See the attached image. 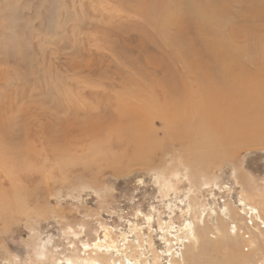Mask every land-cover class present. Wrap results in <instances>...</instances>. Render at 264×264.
Segmentation results:
<instances>
[{
    "label": "rangeland",
    "instance_id": "obj_1",
    "mask_svg": "<svg viewBox=\"0 0 264 264\" xmlns=\"http://www.w3.org/2000/svg\"><path fill=\"white\" fill-rule=\"evenodd\" d=\"M194 1L199 22L180 0H0V264H172L197 246L195 255L182 165H199L195 151L210 153L199 160L218 176L194 195L195 215L223 220L243 246L228 204L242 218L254 211L236 181L243 170L264 194V132L222 146L230 128L207 132L195 89L202 73L225 72L214 56L233 77L264 79V0ZM174 84L183 93L167 101ZM198 133L213 138L202 146Z\"/></svg>",
    "mask_w": 264,
    "mask_h": 264
},
{
    "label": "bare ground",
    "instance_id": "obj_2",
    "mask_svg": "<svg viewBox=\"0 0 264 264\" xmlns=\"http://www.w3.org/2000/svg\"><path fill=\"white\" fill-rule=\"evenodd\" d=\"M196 3L197 2L194 0H180L179 6L185 5L183 9L184 12L193 21L199 22V12L196 13L194 10L195 7L201 6L196 5ZM263 4L264 3L262 1H259L255 8L261 7ZM256 12L262 13L264 10L258 9ZM218 44L220 46L222 45V42L219 39L215 40L212 44L208 41L205 42L206 47H218ZM226 53L228 54V52H225V54ZM214 55L220 56L221 53L215 50ZM214 58L218 63L223 64L225 72L220 75L219 73L217 74L219 76L218 81L215 79V76H217L215 73L211 71L202 73L201 76L204 81L200 84L197 83V87L195 89V93L199 101L198 104L202 105L205 111H209L210 125L207 128V132L209 131L208 133L211 134L216 132V128L219 132L230 128V131L226 135V138L230 139H228L222 146H226L227 144L231 145L232 143L230 141L236 143L241 137L250 136L251 134L253 135V133L258 134L261 131L264 132V79H262V77L259 79V74H257L258 77H250L252 74L250 71V75L248 73L234 72L235 77H233L230 71L229 73L226 72L228 68H230L228 62H223L216 56H214ZM262 72L263 71H261V74ZM182 93L183 88L177 86V84L172 85V89L167 88L164 90V94L167 96V101L171 102L179 100ZM149 110L153 111L150 107H148L147 111ZM174 120L176 122L178 121L177 119ZM137 136L139 138H148L143 135L142 131L137 132ZM212 138L213 137L210 135H203L201 133L197 134V141L202 146L206 145ZM221 138L224 137L220 136L215 139L219 140ZM194 154L197 158L196 160L199 161V165H197L195 161L186 162L184 156H182V160L189 163H182V165L186 169L185 176L189 182L190 190L192 192L195 191L193 195L190 196L193 201L190 206L192 210L194 208V218L197 221L196 223L193 222L189 224L186 229L185 237L189 242H198L199 247L196 250L200 251H195V253H193L195 255H192V251L197 246L194 248L190 247L188 250L190 251L192 249L191 254L189 255L186 253L188 255L187 258H175L172 264H264V247L260 246V244L264 245V194L262 189L257 186H255V188L252 186V189L247 186V181H250L251 183L252 181L246 174L245 170H243L239 175L236 174V181L242 188V199L246 205H249L251 209H254L248 218H245L244 216L242 218L241 212H239L240 210L236 206L233 207L230 203L228 204L230 211L226 217L235 224L236 235L239 232V236L243 238V246H241V244L237 243V238L233 234L229 233L227 225L223 220L218 221L217 224H206L205 221L201 219L203 214H199L198 216L195 215L196 203L194 202V195L198 193L200 194L206 188L218 185L216 181L218 176L216 172H209L214 167L210 168L209 165H201V160H199L206 158V156L208 154L210 155V153H207V155L205 154V156L203 152L198 153L195 151ZM162 166L165 168L164 165ZM162 166L160 168L156 167V171L158 172L159 170L160 173L163 174L162 177H164L166 187L168 189H174L173 184H175L176 181L175 183L173 182V184L171 183V179L173 178H171L169 174V177L165 176V172L161 170L163 169ZM176 166L177 165L171 166L173 168L174 175H178L179 173L177 170H174V167ZM170 170L171 169L168 171ZM180 174L182 175V173ZM247 207L243 205L241 211L244 213L247 212ZM211 233H216L217 237L213 239L211 237ZM229 244H233L231 249ZM246 246H249V248L246 249ZM198 254H201L204 257V261H202V258H199ZM42 255H45V253L42 252ZM98 261L100 264H104V260L102 258ZM131 261H134L133 264L140 262L138 258H132L130 259V262Z\"/></svg>",
    "mask_w": 264,
    "mask_h": 264
}]
</instances>
